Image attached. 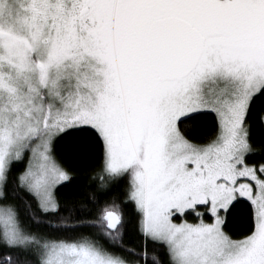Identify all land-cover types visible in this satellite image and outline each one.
I'll return each mask as SVG.
<instances>
[{
    "label": "snow or ice",
    "instance_id": "1",
    "mask_svg": "<svg viewBox=\"0 0 264 264\" xmlns=\"http://www.w3.org/2000/svg\"><path fill=\"white\" fill-rule=\"evenodd\" d=\"M0 264H264V0H0Z\"/></svg>",
    "mask_w": 264,
    "mask_h": 264
}]
</instances>
